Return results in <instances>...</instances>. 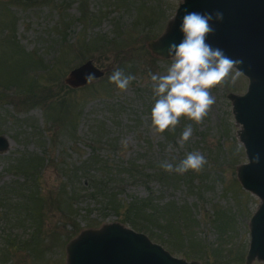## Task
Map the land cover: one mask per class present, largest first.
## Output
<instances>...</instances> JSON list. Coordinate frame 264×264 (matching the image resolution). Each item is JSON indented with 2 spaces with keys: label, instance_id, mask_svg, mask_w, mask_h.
<instances>
[{
  "label": "rangeland",
  "instance_id": "374dc122",
  "mask_svg": "<svg viewBox=\"0 0 264 264\" xmlns=\"http://www.w3.org/2000/svg\"><path fill=\"white\" fill-rule=\"evenodd\" d=\"M181 3L0 0V137L9 144L0 152V264H68L73 240L114 223L190 263L246 264L261 201L238 178L248 159L229 96L245 94L248 79L213 87L202 123L181 118L162 134L152 127L150 74H166L172 58L149 44ZM87 62L104 75L67 84ZM115 69L136 77L126 91L109 82ZM193 152L207 160L200 172L160 166ZM135 204L144 211L138 228L128 219Z\"/></svg>",
  "mask_w": 264,
  "mask_h": 264
},
{
  "label": "water",
  "instance_id": "95a60500",
  "mask_svg": "<svg viewBox=\"0 0 264 264\" xmlns=\"http://www.w3.org/2000/svg\"><path fill=\"white\" fill-rule=\"evenodd\" d=\"M182 1L166 33L150 42L149 49L159 57L171 59L169 46L182 40L180 25L186 12L210 13L213 32L206 42L232 60L242 61L235 69L249 78L247 92L229 96L249 160L238 167V178L243 188L261 201L250 221L246 264L255 260L264 263V0ZM216 13H222L223 19H215ZM88 74L96 78L104 75L87 62L73 70L66 83L74 88L84 86ZM8 147V140L0 137V152ZM67 254L68 264H198L174 257L147 235L118 223L84 231L68 245Z\"/></svg>",
  "mask_w": 264,
  "mask_h": 264
},
{
  "label": "clouds",
  "instance_id": "9594fccd",
  "mask_svg": "<svg viewBox=\"0 0 264 264\" xmlns=\"http://www.w3.org/2000/svg\"><path fill=\"white\" fill-rule=\"evenodd\" d=\"M215 19L222 20L223 14L216 13ZM213 15L198 12H186L180 25L183 38L179 44L169 46V56L172 63L164 75L150 74L155 103L151 109L152 127L157 133L174 130L181 118H187L196 123H202L211 106L215 103L211 89L226 83L229 78L235 82L240 75L233 70L242 61L232 60L219 48L208 44L207 37L212 34L210 21ZM96 77L88 74L87 83ZM134 75L125 74L121 69H115L109 77V82L121 91H126L134 81ZM191 125L186 126L181 134V145L192 136ZM129 139L122 141L127 149ZM207 163L206 158L199 153H189L178 165L167 161L161 163L165 171H175L179 174L189 170L200 172Z\"/></svg>",
  "mask_w": 264,
  "mask_h": 264
},
{
  "label": "trees",
  "instance_id": "16d2710c",
  "mask_svg": "<svg viewBox=\"0 0 264 264\" xmlns=\"http://www.w3.org/2000/svg\"><path fill=\"white\" fill-rule=\"evenodd\" d=\"M30 163H35L36 162V159H32V160H30L29 161ZM20 171H23V169H20ZM5 200H8V199H5ZM110 201H111V205H112V207L113 208H115V205L117 206V204L115 203V201H114V199H110ZM128 209V208H127ZM143 210H142V208H141V205H139V204H135V208H134V210L128 215V219H129V221H131V223H133L134 224V226H135V228H138L141 224L138 222V220H137V216H140V212H142ZM144 212V211H143ZM153 213H155V212H153ZM127 215V214H126ZM135 216V222H133L134 221V219H133V217ZM145 219H147V221L149 222V220L151 221V222H153L152 221V219L154 220V215L153 214H151V215H149V216H145ZM150 222V223H151ZM152 224V223H151Z\"/></svg>",
  "mask_w": 264,
  "mask_h": 264
}]
</instances>
